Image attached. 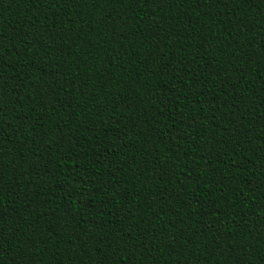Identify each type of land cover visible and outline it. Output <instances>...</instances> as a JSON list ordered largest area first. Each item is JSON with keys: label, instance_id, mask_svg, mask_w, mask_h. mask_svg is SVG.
<instances>
[{"label": "trees", "instance_id": "16d2710c", "mask_svg": "<svg viewBox=\"0 0 264 264\" xmlns=\"http://www.w3.org/2000/svg\"><path fill=\"white\" fill-rule=\"evenodd\" d=\"M0 264H264V0H0Z\"/></svg>", "mask_w": 264, "mask_h": 264}]
</instances>
